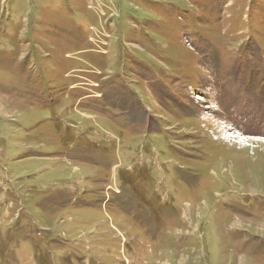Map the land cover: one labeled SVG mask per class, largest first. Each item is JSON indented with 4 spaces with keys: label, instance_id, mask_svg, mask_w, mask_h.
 I'll return each mask as SVG.
<instances>
[{
    "label": "rangeland",
    "instance_id": "obj_1",
    "mask_svg": "<svg viewBox=\"0 0 264 264\" xmlns=\"http://www.w3.org/2000/svg\"><path fill=\"white\" fill-rule=\"evenodd\" d=\"M0 264H264V0H0Z\"/></svg>",
    "mask_w": 264,
    "mask_h": 264
}]
</instances>
